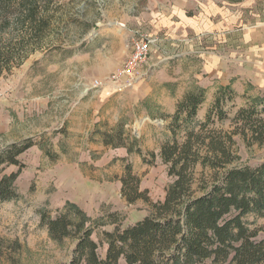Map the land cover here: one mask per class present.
<instances>
[{
    "label": "rangeland",
    "instance_id": "374dc122",
    "mask_svg": "<svg viewBox=\"0 0 264 264\" xmlns=\"http://www.w3.org/2000/svg\"><path fill=\"white\" fill-rule=\"evenodd\" d=\"M247 2L41 1L39 16L45 15L50 24L35 34L23 30L14 14L7 21L0 15V52L19 56L12 62L0 61V149L27 138L34 141L19 156L21 169L16 164L0 165V178L18 172L19 194L0 201V264H60L72 259L77 240L52 239L47 226L40 224L44 210L56 216L66 204H76L92 223V238L103 257L106 230L128 227L149 215L148 202L129 203L123 196L121 177L131 163L141 178L140 189L149 191L151 201L165 198L173 178L159 156L171 135L161 103L167 105V94L174 96L177 87L186 93L197 87L206 90L198 114L204 119L218 89L230 85L236 96L225 107L229 118L214 125L228 132L235 129L233 117L249 99L264 100V45H255L254 35L250 37L262 20L247 16L253 8ZM237 6L239 22L234 28L225 22L209 30L199 28L201 14L206 15L204 23L216 24L222 18L220 7L234 11ZM140 28L161 39L150 55L157 54L160 60L153 68L163 69L162 77L150 81L153 91L142 98L133 88L121 93L108 85L91 87L94 79L116 70L129 55L131 30ZM22 39L26 44L20 48ZM119 129L125 145L103 142L104 133L116 135ZM233 138L238 159L229 167L264 161V142L252 143L241 134ZM131 146L141 152L129 153ZM245 219L263 240L264 215L250 213Z\"/></svg>",
    "mask_w": 264,
    "mask_h": 264
},
{
    "label": "trees",
    "instance_id": "16d2710c",
    "mask_svg": "<svg viewBox=\"0 0 264 264\" xmlns=\"http://www.w3.org/2000/svg\"><path fill=\"white\" fill-rule=\"evenodd\" d=\"M41 1L49 0H0V15L7 21L14 14L23 30L38 33L50 24L45 15L39 16ZM22 41L20 48L26 44ZM10 52H0V61L19 60ZM215 95L204 119L198 118L206 101L202 87L185 93L175 113L165 116L171 118L167 125L171 135L163 142L159 156L173 181L163 200L151 201L149 191L140 189L141 178L133 173L132 164L125 166L123 196L129 203L143 199L152 206V212L128 227L117 225L113 231L106 230V256L98 253L93 225L76 204H66L56 216L47 210L41 213L40 224L47 226L52 239L77 240L72 259L60 264H220L227 260L264 264V239L258 240L259 230L251 228L245 219L250 213L264 215V161L257 166L229 167L238 159L234 134L252 143L264 142V100L249 99L233 117L235 129L228 132L214 125L229 118L225 107L236 94L227 85ZM103 136L105 144L125 145L122 129L116 135L106 132ZM33 145L34 141L27 138L0 149V165L16 164L21 169L19 156ZM135 151L140 153L141 149L129 148V153ZM17 176L18 172L0 178V201L19 197Z\"/></svg>",
    "mask_w": 264,
    "mask_h": 264
},
{
    "label": "crops",
    "instance_id": "0c3cea01",
    "mask_svg": "<svg viewBox=\"0 0 264 264\" xmlns=\"http://www.w3.org/2000/svg\"><path fill=\"white\" fill-rule=\"evenodd\" d=\"M206 3V2H205ZM252 5L253 8L250 10V14L247 16L251 19H260L262 20V22H260V24L257 26V28H255L254 32H250V37L251 35L253 36L254 35V39H255V45L258 43V44H261V45H264V33H262L261 29H264V0H248L247 2V5ZM238 6L234 9L233 11V8L230 7V10L227 11V9L224 7H220V13L219 15L222 17L220 19H217L216 21V24L210 22V23H204V17L206 16L204 13L200 15V20H201V23L199 24V28L201 30H209L210 28H214V27H217V25H220L222 24L223 22L225 23H229V24H226V25H229L230 28H234V22L236 21V23L238 24L239 22V16H238ZM204 16V17H203ZM190 27L192 28H196L197 26L196 25H193L191 24ZM220 27V26H219ZM158 55L156 54H153L150 58H153L150 62L148 61V63L144 66L143 68V72H144V77L139 80V82L136 83V87L133 88L132 90H138L140 94V97L142 98H146L147 95H149V92L151 93L153 91V86H151V83L150 81L151 80H157L159 79L160 77H162V74H163V69L160 67L159 69H156L155 67L153 68V65H158L157 63L160 62V60L158 59ZM149 58V59H150ZM107 61H108V56H107ZM126 59V58H125ZM124 60H121L117 66L116 69H118V67H120L122 65V63L125 61ZM148 79L149 82H146V80ZM174 80V79H173ZM109 87V86H108ZM146 87H147V90H146ZM147 92H146V91ZM184 89L180 87H177L176 89V93L174 94V96H172L170 93L167 94V99H168V104L165 105L167 106V108L165 107L164 103L162 102L161 105L164 106L163 109H162V112L164 115L168 114V115H172L175 113V109H176V105L179 101H181V99L184 97L185 93L183 91ZM128 91V90H126ZM131 91V90H130ZM125 92V91H124ZM129 92V91H128ZM144 92V93H142ZM123 93V92H121ZM148 93V94H147ZM162 98L165 99V96H164V92L161 94ZM201 110V109H200ZM199 110V111H200ZM201 112V111H200ZM169 120L167 121V118H166V121L167 123H169L170 119L171 118H168ZM163 121H165L164 119H162ZM165 121V123H166ZM128 155V154H127Z\"/></svg>",
    "mask_w": 264,
    "mask_h": 264
},
{
    "label": "built area",
    "instance_id": "2783aa9c",
    "mask_svg": "<svg viewBox=\"0 0 264 264\" xmlns=\"http://www.w3.org/2000/svg\"><path fill=\"white\" fill-rule=\"evenodd\" d=\"M130 53L118 69L102 79H94L91 87L108 85L114 92H124L134 88L144 77L143 68L148 63L152 49L161 41L159 35L152 30L132 29Z\"/></svg>",
    "mask_w": 264,
    "mask_h": 264
}]
</instances>
